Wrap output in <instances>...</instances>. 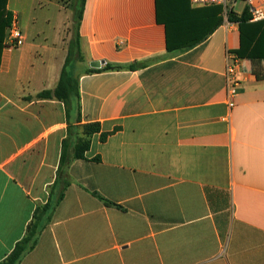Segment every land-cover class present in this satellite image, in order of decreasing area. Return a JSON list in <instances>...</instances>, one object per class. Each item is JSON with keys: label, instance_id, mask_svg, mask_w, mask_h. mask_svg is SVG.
I'll return each instance as SVG.
<instances>
[{"label": "crops", "instance_id": "obj_1", "mask_svg": "<svg viewBox=\"0 0 264 264\" xmlns=\"http://www.w3.org/2000/svg\"><path fill=\"white\" fill-rule=\"evenodd\" d=\"M73 1L6 2L24 40L6 36L0 59V262L63 192L17 264H264V58L240 59L231 107L239 23L221 10L223 23L184 49L205 19L191 0H81L77 22ZM169 38L181 46L169 51ZM76 40L80 123L39 97ZM88 123L101 132L63 165L69 125Z\"/></svg>", "mask_w": 264, "mask_h": 264}, {"label": "trees", "instance_id": "obj_2", "mask_svg": "<svg viewBox=\"0 0 264 264\" xmlns=\"http://www.w3.org/2000/svg\"><path fill=\"white\" fill-rule=\"evenodd\" d=\"M6 2L7 0H0V59L2 55V50L5 46V39H6V29L9 28L11 24V18L6 15ZM84 5V2H81ZM222 8L220 6H209L200 9V12H204L205 19L201 18L200 24L198 25L197 31L201 34L198 35L195 39H188L182 42V48L184 49H191L194 45H197L201 41H203L207 36L211 35L215 29H217L223 23V17L221 14ZM82 10L79 11V17L81 18ZM203 16V15H202ZM229 21L239 23L240 32H241V45L238 50H236V54L240 58H264V50L260 45V38L261 33L263 32L262 24L264 21L260 22H250V14L248 9H246L242 15L239 17L234 12H232L229 16ZM196 30V29H195ZM190 35V34H189ZM176 44V43H175ZM174 46V42L169 38L168 40V49L172 51L176 47H180L181 45L176 44ZM82 59L81 51L79 49V41H73L71 49L69 50V54L65 63V66L62 70L60 81L54 90L51 91H44L39 94L41 98H52L55 97L56 99L62 101L65 104L67 119L73 117V123H80L82 118L81 112V104H80V93H79V80L74 77L73 65L76 61ZM105 69H113L112 66H107ZM99 71L98 69H89L88 73H93ZM83 127L87 131V136L85 139L79 138L76 143L72 142V130L73 126L69 125V136L64 141L63 146V153H62V164L68 162L69 160L73 159H82L85 157L86 151L90 149L91 144V137L95 133L101 132V125L100 123H88L83 125ZM110 133H102L101 140L105 141ZM62 168L59 171L61 173ZM60 183L57 180V186ZM63 187L66 186L67 182H62ZM58 197L56 200H51L43 205L38 206L33 220L29 224L27 228V232L25 237L17 243L14 250L11 254L0 264H17L22 257L32 251L39 239V236L43 229L45 228L46 224L50 222V213L55 205L63 197V192L60 194L58 193ZM105 204L109 205L111 202L104 200Z\"/></svg>", "mask_w": 264, "mask_h": 264}, {"label": "built area", "instance_id": "obj_3", "mask_svg": "<svg viewBox=\"0 0 264 264\" xmlns=\"http://www.w3.org/2000/svg\"><path fill=\"white\" fill-rule=\"evenodd\" d=\"M250 14V22L264 21V0H242ZM192 4L197 7L220 6L222 16L228 21L229 16L234 12L238 0H191ZM24 37L18 27L17 21L14 20L9 27V47L19 46ZM240 57L237 54H231L227 65V86L231 97L230 106H235V98L238 94V88L241 84L240 77Z\"/></svg>", "mask_w": 264, "mask_h": 264}, {"label": "rangeland", "instance_id": "obj_4", "mask_svg": "<svg viewBox=\"0 0 264 264\" xmlns=\"http://www.w3.org/2000/svg\"><path fill=\"white\" fill-rule=\"evenodd\" d=\"M76 1H77V4H76ZM76 5V11H75V14H74V18L73 20H75L77 22L78 18H77V15H78V10L79 8L81 7V0H75L73 1ZM72 3V2H71ZM243 1L242 0H238V3L235 7V11L236 12H240L243 8ZM71 30L73 32L76 31V23L74 24V21L72 22V26H71ZM9 38V28H8V32H7V39ZM80 58L78 61H76L73 65V68H75V71L77 70V66H79V62H80ZM74 70L72 71L73 75L75 78L76 77V72ZM78 79V78H77ZM87 136V131L86 129L83 127V126H74L73 127V130H72V142L73 143H76L78 141L79 138H82V139H85Z\"/></svg>", "mask_w": 264, "mask_h": 264}, {"label": "water", "instance_id": "obj_5", "mask_svg": "<svg viewBox=\"0 0 264 264\" xmlns=\"http://www.w3.org/2000/svg\"><path fill=\"white\" fill-rule=\"evenodd\" d=\"M103 64L104 62H94V64H92V67L101 68Z\"/></svg>", "mask_w": 264, "mask_h": 264}]
</instances>
